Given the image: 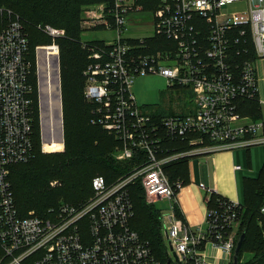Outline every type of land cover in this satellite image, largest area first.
<instances>
[{"label": "built area", "instance_id": "1", "mask_svg": "<svg viewBox=\"0 0 264 264\" xmlns=\"http://www.w3.org/2000/svg\"><path fill=\"white\" fill-rule=\"evenodd\" d=\"M145 12L140 0H100L90 7L86 28L97 25L116 36L84 42L91 59L84 95L92 103V122L120 141L116 158L142 154L146 160L112 184L102 174L94 176L88 200L61 203L50 209V217L22 215L16 203L12 167L35 154L33 62L29 33L18 15L0 30V264H233L242 203L217 194L205 223L193 228L178 199L184 182L171 181L164 165L264 143V120L242 112L244 100L258 97L255 63L264 57V0H159ZM132 15L151 20L134 24ZM39 26L59 55L56 39L65 29ZM144 31L151 33H134ZM149 73L165 75L168 85L194 88L192 109L160 115L144 108L132 87L138 75ZM178 141L189 148L166 146ZM137 177L147 202L162 203L157 207L166 263L132 225L129 184ZM200 187L216 193L205 183Z\"/></svg>", "mask_w": 264, "mask_h": 264}, {"label": "trees", "instance_id": "2", "mask_svg": "<svg viewBox=\"0 0 264 264\" xmlns=\"http://www.w3.org/2000/svg\"><path fill=\"white\" fill-rule=\"evenodd\" d=\"M77 1L0 0V30L14 15H18L29 33L30 47L34 41H46L45 36H41L43 32L37 27L38 23H50L65 29V35L56 39L60 46L64 129V150L59 152L46 153L40 150L37 64L34 52L30 49L29 53L33 62L31 78L35 87V155L27 162L14 165L11 170L16 203L20 213L25 216L34 211L38 215L50 217V209L61 203L82 204L94 194L92 186L94 176L102 174L107 183L112 184L119 178L135 172L146 160L142 154L125 160L117 159L115 153L121 145L120 141L102 126L92 122V103L84 95L86 84L84 72L91 59L90 51L87 46L84 47L75 20ZM91 1L95 3L100 0ZM150 1L140 0V3L148 2L146 8L153 10L159 0ZM250 50L254 58L252 40ZM50 52L53 59L54 55L52 51ZM45 72L44 67V78ZM259 106L258 97L244 100L242 112L254 119H263ZM166 146H169L171 151L175 148L181 150L189 148L186 142L180 141L168 143ZM188 159L184 157L164 165L171 181L179 178L184 184L189 181ZM53 180L58 181L52 183ZM243 185L246 203L242 204L239 234L245 233V239L238 255V264H264V215L261 212L264 205V174L257 178L245 177ZM129 191L135 208L133 227L149 241L156 256L166 263V245L161 232L159 208L147 202L141 177L135 178L129 184ZM217 198L218 195L213 193L207 201V206L215 205Z\"/></svg>", "mask_w": 264, "mask_h": 264}, {"label": "rangeland", "instance_id": "3", "mask_svg": "<svg viewBox=\"0 0 264 264\" xmlns=\"http://www.w3.org/2000/svg\"><path fill=\"white\" fill-rule=\"evenodd\" d=\"M151 2L150 0H148ZM96 3V2H95ZM91 0H78L75 5L77 8V15L75 17L76 23L78 25V29L80 31V36L82 42L85 43H99L103 41H111L116 36L114 30L105 29L100 26H90L86 28L85 21L89 18L88 14L90 12V7L94 5ZM148 3V2H147ZM147 3H143L144 9L146 10V14L151 13L148 10ZM151 20L150 16L146 15H132L130 17V21L132 23H141ZM5 24V23H4ZM45 23H38L37 27L42 31L39 25H44ZM50 24V23H47ZM53 25V24H50ZM57 28H63L59 25H53ZM41 36H45L46 41H34L31 43V52L33 51L36 57L37 64V79H38V62H39V53L40 50L45 52V69H46V80H47V92H48V101L42 106V110L40 107L39 101V119H40V150L43 152H59L64 150V136L62 137V123H61V106H59V99L57 95H59L58 91L54 88L55 81V70L57 69L55 63V55L53 59H51V52H46L44 50H50L49 45L52 44V37L42 31ZM149 31L144 32H136L135 35H146L150 34ZM31 40V39H30ZM46 48H43V47ZM59 81V80H58ZM61 81V80H60ZM61 83V82H59ZM133 92L135 93L138 102L146 109H148L153 114L158 113L160 115H169L174 113H186L189 112L194 106V97L195 90L194 88L187 85H168V79L165 75L161 73H149L145 75H138L133 83ZM38 97H39V83H38ZM260 111L262 114V118L264 119V104L260 102ZM41 115L43 120V129L41 124ZM64 130V129H63ZM52 134L51 136H49ZM240 153L242 155L241 160L245 166V169L239 171L235 177L230 180L231 189H238L239 191L235 194L234 198H230L232 200H238L240 203H246V197L244 192V177H261L264 174V143H253L250 146H239ZM55 150V151H51ZM35 155V154H34ZM116 155V153H115ZM182 159V158H180ZM190 159V165L192 164V159ZM202 163L206 161L204 156L198 158ZM178 160V159H177ZM192 178V174H191ZM193 179V178H192ZM219 180L221 186L223 187L224 173L222 170L219 172ZM58 180H53L52 183H56ZM215 181V179H214ZM199 189V188H198ZM203 199V198H202ZM156 206H161V202H156ZM264 215V212H262ZM198 225H190L193 228L200 226ZM259 225L261 226L260 222ZM242 229V228H241ZM252 232V230H251ZM242 232H240V235ZM247 259L246 256H244Z\"/></svg>", "mask_w": 264, "mask_h": 264}, {"label": "crops", "instance_id": "4", "mask_svg": "<svg viewBox=\"0 0 264 264\" xmlns=\"http://www.w3.org/2000/svg\"><path fill=\"white\" fill-rule=\"evenodd\" d=\"M136 33V32H134ZM39 73L41 81V103L42 106L48 101L47 80L44 78L43 69L45 65V52L40 50L39 53ZM256 72L258 76V98L260 102L264 104V57L259 58L256 63ZM58 68L55 70V90L59 87L58 81ZM44 78V79H43ZM60 94V91H58ZM60 96L57 95L59 99ZM60 101V100H59ZM61 106V101L59 102ZM239 148H225L219 149L212 152L198 153L194 155L187 156L192 159V164L190 165V159H188L189 166V181L184 184V186L178 192V199L181 205L183 218L190 225H198L203 223L207 216V201L211 197L206 190L200 187L201 183H205L206 186L211 187L216 193L228 198H234L235 194L239 191L238 189H231L230 180L235 177V175L245 169V166L241 160L242 155ZM204 156L206 161L200 162L199 157ZM240 165V168L236 166ZM222 170L224 173L223 187L221 186L219 180V172ZM192 174V178H191ZM248 177V176H245ZM244 177V178H245ZM215 179V181H214ZM199 188V189H198ZM203 198V199H202Z\"/></svg>", "mask_w": 264, "mask_h": 264}, {"label": "water", "instance_id": "5", "mask_svg": "<svg viewBox=\"0 0 264 264\" xmlns=\"http://www.w3.org/2000/svg\"><path fill=\"white\" fill-rule=\"evenodd\" d=\"M56 63L58 65L59 68V82L60 81V56L56 55ZM40 69H39V65H38V83H39V101H40V107L42 110V103H41V96H42V90H41V81H40V73H39ZM44 79V78H43ZM59 90H60V99H61V123H62V137L64 136V130H63V113H62V95H61V83H59ZM41 124H42V129H43V120H42V115H41ZM245 239V233H242L239 237V240L237 242V246L235 249V253H234V262L233 264H238V255L240 252V249L242 247V244L244 242ZM167 264H172L171 261H168Z\"/></svg>", "mask_w": 264, "mask_h": 264}, {"label": "bare ground", "instance_id": "6", "mask_svg": "<svg viewBox=\"0 0 264 264\" xmlns=\"http://www.w3.org/2000/svg\"><path fill=\"white\" fill-rule=\"evenodd\" d=\"M49 47H50V46H49ZM43 48H46V47H43ZM50 48L52 49V47H50ZM51 49H50V50H44V51H46V52L48 53V52L52 51ZM52 53L54 54V52H52ZM54 55H55V54H54ZM55 63H56V56H55ZM56 66H57V68H58L57 63H56ZM57 73H58V79H59V68H58V72H57ZM59 96H60V95H59ZM60 101H61V99H60Z\"/></svg>", "mask_w": 264, "mask_h": 264}]
</instances>
